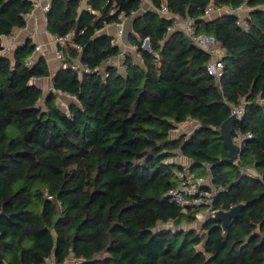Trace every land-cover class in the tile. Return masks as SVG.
I'll return each mask as SVG.
<instances>
[{"label": "trees", "instance_id": "16d2710c", "mask_svg": "<svg viewBox=\"0 0 264 264\" xmlns=\"http://www.w3.org/2000/svg\"><path fill=\"white\" fill-rule=\"evenodd\" d=\"M36 1L0 0V52L2 37L24 27ZM149 1L140 9L139 0H88L97 15L79 10L81 0L51 1L47 32L73 33L62 48L69 65L52 78V89L76 102L67 112L53 91L43 97L32 83L50 76L42 57L25 64L34 45L0 55V264L48 257L63 264L70 256L78 264H264V0ZM163 2L214 39L219 79L207 73L205 52L180 30L167 33L169 22L157 12ZM240 6L244 18L227 12ZM121 12L131 19L126 37L136 50L119 69L103 66L120 49L96 32ZM72 63L88 71L79 75ZM232 109L242 111L233 136L251 137L227 163L218 136ZM187 120L199 127L171 139ZM178 153L191 164L173 161ZM204 166L211 210L170 202L176 174L205 178ZM240 203L222 231L210 212ZM203 212L199 229L182 228Z\"/></svg>", "mask_w": 264, "mask_h": 264}, {"label": "built area", "instance_id": "2783aa9c", "mask_svg": "<svg viewBox=\"0 0 264 264\" xmlns=\"http://www.w3.org/2000/svg\"><path fill=\"white\" fill-rule=\"evenodd\" d=\"M109 1L110 0H106V3ZM139 1H140V9H142L145 5L151 6V3L149 0H139ZM34 6H35V3H33V8ZM84 10L90 14L97 15V13L93 10L91 5L88 3L84 5ZM245 10H246V7L240 6L234 10H228L227 12L240 15ZM157 12L161 16L165 17L169 22L167 29H166L167 33H172L175 30H180L192 44H194L196 47H198L200 50L205 52L210 57V61L207 65V73L213 76L214 78L219 79L222 76V68H223V63L221 61L222 51L219 49L214 39L203 33H199L196 30V25L193 20L183 19L177 14L170 12L165 2H163L160 5L159 9H157ZM212 12L213 10L211 7H208L206 9V15H210ZM113 13H114V10H111L110 14H113ZM28 15L29 14L25 15V19ZM131 16L132 17L135 16V13L132 12ZM127 19L128 18L123 12H121L118 15V21L114 23L116 27V34L115 36L112 37V40H111V43L113 45H117L118 38L123 35L124 28H125V21ZM241 24L246 26L245 22L243 23V21H241ZM72 37H73V33L69 32L65 34L64 36L53 38V42L56 45L55 57L61 62V66L63 68H66L67 65L69 64L66 63L64 60L62 48L66 44H72ZM144 44H145V41L143 42V45H142L143 47H144ZM74 47L80 50L79 46L75 45ZM129 49H130V52H127V53L119 52L117 56L118 58L122 59V66L124 65L126 56L128 54H131V52H135L136 47L134 45H130ZM0 55H3V56L6 55L5 48L3 49V51L0 52ZM137 62H140L139 58H137ZM108 63L109 61L104 63V66L109 65ZM25 64L27 66H31L29 61H26ZM70 67L73 70L77 71L79 75H81L83 72L88 71L85 66L83 67L77 63H72ZM101 75L103 77L107 76L105 71H102ZM231 114L236 116L237 122H239L242 118V111L240 109H232ZM250 137H251V134L249 133L241 134L236 131L233 136V141L236 145L242 147L243 145H245V140L249 139ZM176 177L178 181V186L174 189L169 190L166 193V197L170 200V202L174 203L176 206L180 207L183 210H186L187 207L204 206L206 208V212H209L212 208V196L214 193L206 192L204 190V187L207 186L205 178L202 176H196L195 174L189 172L188 170H183V171L178 172L176 174ZM46 198L50 200L51 196L47 195ZM206 212L197 214L196 219L198 220L204 219ZM41 264H54V259L53 257H48L44 259V261ZM63 264H66V262H64ZM73 264H78V262L74 260Z\"/></svg>", "mask_w": 264, "mask_h": 264}, {"label": "crops", "instance_id": "0c3cea01", "mask_svg": "<svg viewBox=\"0 0 264 264\" xmlns=\"http://www.w3.org/2000/svg\"><path fill=\"white\" fill-rule=\"evenodd\" d=\"M51 1L52 0H37L35 2L34 8L29 13V15L26 17V23L24 27L16 28L14 29L11 35L3 36L2 45L6 50V56L10 58H12L13 52L15 51V49L17 47L24 45L26 42L29 41L32 45H34V51L32 55L29 56L27 61H29L30 64L33 65L41 57L44 58L48 66V69L50 71V76L46 78H35L32 80V83L41 89L43 97H45L50 91H53V93L56 96V103L60 101L58 98L60 96L63 98H67L71 101L68 104L69 106L72 103H76L75 100L72 97H69L65 94H62L60 92H55L52 89V78L62 66H61V62L55 57L56 45L53 42L54 37L47 32L46 14L48 12ZM87 1L88 0H81L79 10L84 9V5L87 3ZM144 7H148V6L145 5ZM130 20L131 19L128 18L125 21L124 33L121 37L118 38V43L116 46L119 47L120 52H122V50H125V52H130L129 48L131 44L128 43L127 37H126V27H128L127 30H131ZM115 34H116V27L114 23L105 25L101 30L96 32L97 36L106 35V36L113 37L115 36ZM134 53L131 52V54H134ZM108 64L112 66H116L119 69L121 68L119 65L120 61L117 57L110 59ZM198 127H199V123L197 121L187 120L184 123L179 124L176 127V129L170 133V138L175 139L178 136L184 135V134L189 136ZM173 161H175L177 164L184 166V167H187L191 164L190 160L181 156L180 153H178V156L175 157ZM200 169L206 170L207 175L205 176V180H206L207 185L212 188V183L208 175L209 174L208 167L204 166V168H200ZM69 261L73 262L74 259L70 256L66 260V263H68Z\"/></svg>", "mask_w": 264, "mask_h": 264}, {"label": "water", "instance_id": "95a60500", "mask_svg": "<svg viewBox=\"0 0 264 264\" xmlns=\"http://www.w3.org/2000/svg\"><path fill=\"white\" fill-rule=\"evenodd\" d=\"M144 47L148 48V42L145 41ZM237 123V118L235 115H230L219 128V139L222 142L223 148L227 151V163H233L237 160L238 156L243 152L245 145L238 146L233 141V128L234 125ZM243 205L240 203L234 207H231L228 210H213L210 212V215L220 223V227L222 231H225L228 223L236 218Z\"/></svg>", "mask_w": 264, "mask_h": 264}, {"label": "rangeland", "instance_id": "374dc122", "mask_svg": "<svg viewBox=\"0 0 264 264\" xmlns=\"http://www.w3.org/2000/svg\"><path fill=\"white\" fill-rule=\"evenodd\" d=\"M219 14V13H218ZM215 15V14H214ZM247 15V10H245V11H243V13L241 14V18H244L245 16ZM122 52H124V53H127V52H125V50H122ZM134 53V52H133ZM118 58V57H117ZM119 59V61H120V69H122V59L121 58H118ZM135 61H137V59H135ZM65 97V96H64ZM59 98V100L62 102V104H61V102L60 101H58L56 104H57V106L61 109V110H63V111H66L67 112V106H68V104H69V102H71L69 99H67V98H63V97H58ZM73 101V100H72ZM43 103V99H41V104ZM197 222L196 223H194V224H191V225H188V224H184V225H182V228H184V229H189V228H194V229H199V227H200V223L202 222V219H200V220H196ZM169 226V225H168ZM66 264H73V262H71V261H69L68 263H66Z\"/></svg>", "mask_w": 264, "mask_h": 264}]
</instances>
